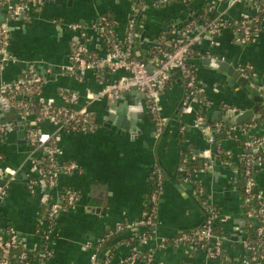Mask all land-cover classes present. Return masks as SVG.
I'll return each instance as SVG.
<instances>
[{
    "label": "crops",
    "instance_id": "crops-1",
    "mask_svg": "<svg viewBox=\"0 0 264 264\" xmlns=\"http://www.w3.org/2000/svg\"><path fill=\"white\" fill-rule=\"evenodd\" d=\"M137 1L45 0L42 9L29 20L8 17L7 53L12 59L2 70V81L13 82L24 71L33 70L44 79L37 96L39 102L62 105L63 95L74 93L78 96L77 106L89 107L98 124L91 134L59 136V161L74 163L78 169L60 174L59 187H70L78 192V200L73 207L57 213L48 244L52 254L45 264H90L94 253L99 264L106 258L107 264H137L127 261L133 250L152 252L151 264H244L243 260L249 256L248 232L257 222L247 214L240 195L235 165L240 149L234 142L223 140L222 149L229 153L231 162L216 161L215 147L193 128L195 113H181L184 84L180 76L172 75L161 95L164 127L157 135L141 92H126L127 107L120 116L112 115L110 119L105 106L113 102L99 97L101 76L88 72L85 79L79 81L66 72L71 62L70 43L75 37L68 25L78 23L89 27L101 14L111 12L117 22L116 37L120 40L126 34L127 22ZM153 2L148 0L144 6L134 39L135 55L147 65L152 62L150 48L161 30L172 27L170 33L176 37L187 19L204 4L203 0H197L186 8L184 0L167 4ZM206 4L212 7L213 17L226 26L214 40L208 38L207 33L200 34L195 46L197 54L190 57L187 65L195 71L199 84L216 104L205 113L212 123L224 121L215 120L214 114L224 112L225 106L235 110L251 109L254 92L247 88L246 80L244 86L228 85L225 80L229 78L204 66L202 60L210 57L233 66L236 71L239 66L250 65L264 78V27L250 44L242 45L233 26L244 15L255 14L256 7L250 2L231 0H207ZM7 15L0 8V21H5ZM101 47L93 38L90 49L100 52ZM121 74L106 78L111 81ZM34 119L33 116L21 117L0 96V125L5 128V138L0 142V183L6 184V196L0 202V228L13 229L30 252L42 247L35 228L44 204V194L31 193L28 186V178L37 175L29 160L35 157L40 161L43 156L27 144V126L33 124ZM55 130L49 122L40 127V132L46 135H52ZM262 132L259 126L250 134L261 136ZM187 145H191L189 160L203 161L207 166L188 174L190 182L184 183L178 179V174H182L179 162ZM156 168L163 171L165 182L149 239L145 243L136 240L142 229L134 227L102 243L101 239L116 226L135 225L142 217ZM255 181L264 193V164L257 168ZM200 187L208 204L218 211L215 225L223 236V253L217 260L209 258L205 251H192L171 243L181 232L197 230L203 224L205 215L194 194Z\"/></svg>",
    "mask_w": 264,
    "mask_h": 264
},
{
    "label": "built area",
    "instance_id": "built-area-1",
    "mask_svg": "<svg viewBox=\"0 0 264 264\" xmlns=\"http://www.w3.org/2000/svg\"><path fill=\"white\" fill-rule=\"evenodd\" d=\"M153 1V0H150ZM250 2L256 7V0H232ZM167 4L168 0H154ZM45 0H0V8L7 12V19L0 21V96L3 97L14 110L29 109L30 105L25 101V94L32 91L33 84H44V79L40 74H33V70L29 71L32 79L27 77V74L21 76L13 82H5L1 79V73L5 65L11 61V56L7 53L9 47V19L21 18L24 21L29 20L31 16L38 13L44 6ZM264 10V4H263ZM212 7H210V10ZM132 10L131 16L127 22V31L122 39L116 37V26L114 21L108 20L104 16H99L94 20L89 27L82 24L72 23L68 25V29L74 34V39L70 43L71 57L70 65L67 68L69 75L74 76L79 81H83L88 72L97 73L102 83V88L99 93L100 98L116 100L120 98L123 93L136 88L142 93L144 103L152 122L155 124L156 134H160L163 130L164 124L161 117L160 100L161 95L166 89L169 79L172 75L178 74L184 84V92L181 100V113L190 114L195 113V120L193 128L199 130L206 136L207 142L215 147L216 152L231 158L229 153L224 152L222 149V141H232L240 149V157L235 160L236 170L240 177L243 179V205L252 206L248 210V215L253 218L257 225L254 228L256 236L263 240L262 244L247 243L249 256L243 260L244 264H261L264 261V193L256 184L255 176L250 168L252 163H255L256 168L264 164V124L259 125L262 127V135L254 136L250 132L259 126H231L227 125L224 121L208 122L205 117L207 110L213 109L216 104L211 99L207 90L198 82L195 71L187 65V61L195 53V46L197 37L200 34L209 33L212 40L217 38L223 32L224 23L217 17L206 23L202 24L198 30L197 35H194L191 29H181L178 34L159 36L150 48L151 64L147 65L138 57L134 52V39L137 25L133 19ZM256 14V13H255ZM251 14L250 16H254ZM9 17V19H8ZM257 22L254 20H241L240 26L237 29L241 36L238 42L245 44L251 37V24ZM264 26V19L262 20ZM93 38L97 39L101 44V51L90 49ZM150 68V71H149ZM238 73L244 80L249 82L252 86L264 93V78L253 70L250 65L239 66ZM122 73L118 78L109 81L106 76ZM23 73H26L25 71ZM23 75V76H22ZM78 96L74 93L63 95L62 105L51 104L48 108L39 111V117L33 116V128H27L26 137L29 147L33 151H40L43 154L45 150L51 168L48 174L51 176L47 179V188L53 192L52 198L48 195L44 196V203L50 204L49 217L53 218L55 214L63 210L65 207L71 208L77 203V196L71 190L60 189L59 176L62 173H70L77 169L76 164L70 163L64 172L58 173L62 167L59 161L60 150L58 144L49 145V141L53 143L59 139L60 134L75 133V134H91L98 128V124L91 114L89 107L77 106ZM56 108H55V107ZM225 111L231 108L225 106ZM44 122L51 123L55 128L52 135L42 134L40 127ZM5 128L0 125V133H4ZM220 136L219 139L217 135ZM220 140V141H219ZM242 145V146H240ZM253 151L254 154L261 153L259 156L254 157L250 155L243 157L245 150ZM189 154L184 155L182 164L187 163ZM36 158L31 157L29 160L31 166H35ZM239 165H243V170H240ZM207 164H204V168ZM182 177L180 181L190 182V177L184 171L183 167L180 168ZM156 181L157 187L152 189L149 198L146 202L145 212L135 225L120 224L115 227L114 231H125L129 228H141L142 232L136 240L145 243L151 233L150 228H154L157 218V205L163 189L162 186V173L156 168ZM42 174L38 170L37 175ZM28 186L31 193H37L39 187L37 186L34 175L28 178ZM45 194V193H43ZM198 198H201L203 205L206 207V215L201 225V229L192 234H179L171 242L174 246H185L188 249L202 250L207 253L211 259H219L223 253V236L215 231V224L218 219V211L215 207L208 204L203 189L200 187L195 193ZM6 196V184L0 183V202ZM66 202V206H62V199ZM41 228L37 231V235L41 240V248L36 252H30L25 249L23 241L19 238L13 229L6 233H0V250L2 257L0 264H26L23 263L27 257L33 258V264H45L50 258L52 252L49 248L51 242V233L53 232V225L46 220H38ZM108 237V236H107ZM103 241V240H101ZM21 244L25 249L24 252L18 255H11V249ZM207 244H211V249L206 251ZM133 252L128 257L129 262L137 264H151L153 260L152 252L137 253ZM12 257L14 259H12ZM16 260V261H15ZM108 258L103 264L108 263ZM90 264H98L97 254L91 256Z\"/></svg>",
    "mask_w": 264,
    "mask_h": 264
},
{
    "label": "trees",
    "instance_id": "trees-1",
    "mask_svg": "<svg viewBox=\"0 0 264 264\" xmlns=\"http://www.w3.org/2000/svg\"><path fill=\"white\" fill-rule=\"evenodd\" d=\"M168 1L169 2L170 1L174 2L176 0H168ZM195 1H197V0H184V5L186 6V8H189V5H191V3L195 2ZM147 2H148V0H144V1L143 0H139V1H137L135 3V6H134L135 7V11L133 13V19L135 20V23H136L137 26L142 20L143 8L147 4ZM247 3H249V2L247 1ZM256 3H257L256 4V14L254 16H250V15H247V14L244 15L238 21H236L234 26H233L234 27V31L236 32V34L238 35V38H239L241 36V34H240V32L237 31V29L240 26L241 20H254V19H257V22H253L251 24V37H250V40L247 41L245 44H242V45H245V46L250 44L253 41L254 37L264 27L262 25V20L264 19V10H263V7H262L263 4H264V0H256ZM213 15L214 14L212 13V10H210V6L208 4H206V2H204V4H202L200 6V8H198L196 10V12L192 14L193 19L191 21L187 22V24H185L182 27V30L185 29V28H189L192 31H198L200 29V27L202 26L201 24L205 25L206 23H208L212 19ZM101 16L106 17L110 21H114L115 24H116L115 17L113 16V14L111 12H104L103 14H101ZM224 26H226L225 23H224ZM171 28L172 27H169V28H166L164 30H161L159 36L161 37V36L166 35V34L169 35L170 31H171ZM164 33H166V34H164ZM195 53L197 54V50H195ZM29 71L30 70H26L25 71L26 73H23V75L28 73L27 77L29 79H32V75L29 74ZM33 74H39V73H36V72L33 71ZM41 77L43 78L42 75H41ZM247 83L250 85L251 88L253 87V92H254L253 97H256V96L260 97V102L257 103V105L259 107V111L255 115L254 119H252L251 121H248L243 126H247V127L259 126L261 124H264V93L261 92L260 90H258L256 87L252 86L249 82H247ZM42 86L43 85L33 84L32 85V91L25 94V101L30 105V108L29 109L22 108V109H19V110H15V111H17L19 113V115L21 117H26L27 115L32 114L34 117L38 118L39 117V111L40 110H44V109L48 108L51 105V104H44V103L39 102L37 100V96L40 93V91L42 89ZM31 99H32V101H31ZM11 104L12 103H10V105ZM27 127L28 128H33V124L29 123V125ZM4 138H5V134L4 133H0V142H3ZM56 143H57V140H55L54 143L52 141H49V145H54ZM27 144L29 145L28 141H27ZM240 146H242V145H240ZM190 147H191V145H187L186 146L185 150L183 151V153L181 155V159H180V162H179V164L181 165V167H183V169L186 172V174H190L191 172H193L195 170H200L204 166L203 161H188L187 163L182 164L183 156L187 155V154H190V151H191ZM244 154L245 155L243 157L245 158V157H248L250 155H253L254 157H257L261 153L254 154L253 151H250L248 149V150L244 151ZM42 155H43L42 159L40 161H36L35 167H34L36 172H38V170H40L42 172V174L35 175L34 178L36 179L37 186L39 187V191H41L42 194L45 193L44 195H48L50 198H52L53 192L51 190H48V188H47V179H48L49 176H51L50 174H48V171L51 168V163L49 162V158H48L45 150L43 151ZM215 157H216V161H220L222 163H230L231 162V158L226 157L223 154L216 152V150H215ZM61 164H62V167L59 168L58 173L64 172L65 169L67 168V166L69 165V164H65V163H62V162H61ZM239 168H240V170H243L244 166L243 165H239ZM250 168L252 170L253 175L255 176V172L257 170L255 163H252ZM158 169L161 171L162 176H163V179H162V186H163L164 182H165L164 181V174H163V171L160 168H158ZM178 176L180 177V178L178 177V179L180 180L181 179V174H178ZM153 178H154V180L152 182V184H153V188L152 189H154V188H156L158 186L157 185V181H156V173H154V177ZM242 179L243 178L240 177V179H239V187H240L241 199H242V202H243L244 193H243V180ZM64 190H71L78 198V192H75L70 187L64 188ZM196 200L198 201L200 207L203 209L204 215H206V207L203 205L202 199L201 198H197ZM61 202H62L61 204H62L63 207L66 206V202L63 199L61 200ZM251 207L252 206L244 205V208H246L247 210H249ZM67 208L68 207H65L63 210H65ZM49 213H50V204L44 203L42 205V211H41V214H40L38 220H46L48 222H51V224L53 225L54 222H55V219H56L55 217H56L57 214H55V216L53 218H50L49 217ZM40 228H41V226L37 222L36 223V228H35L36 233H37V231ZM10 229L11 228H6V229L0 228V233H6ZM200 229H201V227L198 228L197 230L196 229L188 230V231H185V232H181L180 234H183V233L192 234L194 232L199 231ZM215 231L216 232H220L218 227H216V225H215ZM120 232H123V231H120ZM120 232L113 231L111 233H108L106 236H104L101 239V240H103L102 243H104L107 239H109V237H112L115 234H119ZM251 241L254 244L255 243L262 244L263 243V240L259 239L256 236L254 228L249 229V232H248V242L250 243ZM248 246H250V244ZM210 249H211V244H207L206 247H205V250L208 251ZM24 251H25V249L22 247V245L21 244H17L11 249L10 252H11V255H14V254L18 255V254H20V253H22ZM263 252H264V250H263ZM1 257H2V252L0 250V258ZM12 259H14V258L12 257ZM33 261L34 260H33L32 257H27V259L24 260L23 263L33 264L32 263ZM36 264H38V263H36ZM98 264H99V259H98Z\"/></svg>",
    "mask_w": 264,
    "mask_h": 264
},
{
    "label": "water",
    "instance_id": "water-1",
    "mask_svg": "<svg viewBox=\"0 0 264 264\" xmlns=\"http://www.w3.org/2000/svg\"><path fill=\"white\" fill-rule=\"evenodd\" d=\"M207 0H203V3L206 2ZM232 1V0H231ZM193 19L192 16H190L186 23L191 21ZM179 22V20H177ZM166 27V25H164ZM198 31H194L193 34L197 35ZM206 36L210 38V34L207 33ZM201 36H198V38ZM202 64L208 68H212L216 70L217 74H224L225 78H229L227 81L228 85H233L234 83L239 84L240 86L246 85L245 80L242 79L241 75L234 69L233 66H230L229 64H226L224 62H221L219 60L212 59L210 57H206L202 60ZM150 71V68H149ZM137 91L136 88H132L131 92L135 93ZM125 95L126 93H123L120 98L113 100L111 99L113 103L107 104L105 106V109L108 113V116L110 119H112V115H117L120 116L122 112H124L125 108L127 107V102L125 101ZM143 96V95H142ZM260 102V97L256 96L253 97V107L251 109L247 110H227L224 112H215L214 114V119L219 120L223 119L224 122L227 125L231 126H241L248 121H251L254 119L255 115L259 111V107L257 103ZM181 106V105H180ZM108 118V117H107Z\"/></svg>",
    "mask_w": 264,
    "mask_h": 264
},
{
    "label": "rangeland",
    "instance_id": "rangeland-1",
    "mask_svg": "<svg viewBox=\"0 0 264 264\" xmlns=\"http://www.w3.org/2000/svg\"><path fill=\"white\" fill-rule=\"evenodd\" d=\"M249 90H253V88L250 87V85L247 87Z\"/></svg>",
    "mask_w": 264,
    "mask_h": 264
}]
</instances>
